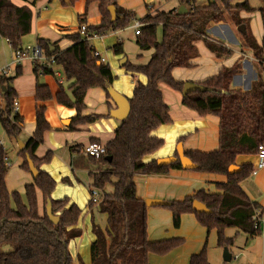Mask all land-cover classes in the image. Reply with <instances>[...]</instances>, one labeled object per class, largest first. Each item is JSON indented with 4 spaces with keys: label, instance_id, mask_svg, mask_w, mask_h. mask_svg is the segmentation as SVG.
Returning a JSON list of instances; mask_svg holds the SVG:
<instances>
[{
    "label": "trees",
    "instance_id": "1",
    "mask_svg": "<svg viewBox=\"0 0 264 264\" xmlns=\"http://www.w3.org/2000/svg\"><path fill=\"white\" fill-rule=\"evenodd\" d=\"M36 3L39 0H30ZM62 5L73 6L77 0H60ZM186 11L178 14L177 9L149 12L140 20L142 24H154L158 27L159 41L155 62L145 65H133L126 62L124 71L135 78L144 77L145 82L135 81L131 97L128 99L130 111L128 117L120 122L114 131V138L105 145V153L99 158L84 156L81 147H76L75 157L70 160L71 169L87 171L90 179L89 195L92 189L100 192L97 211L106 217L104 229L93 223L90 217V230L93 241L89 245L90 264H149L147 256H164L181 246V238H170L149 242L146 237V206L144 200L135 195V176L167 175L170 170L182 169L175 161L166 166H158L156 161L145 158L163 146V139L153 133L162 125L171 123L169 108L163 102L159 85H165L181 94L183 82L172 77L175 68L192 69L198 52L195 43L201 41L216 59H225L231 55L222 42L207 34L212 24L228 18L235 28L243 25L244 33L236 30L241 49L250 51L264 74V46H259L248 28V21L240 17L241 12L254 11L244 0H206L205 6L195 5V0H178ZM98 4L101 20L97 25L87 26L88 33L100 36L122 30L134 19V13L121 8L117 0H85V5ZM113 6L115 18L110 19L107 10ZM264 29V7L258 10ZM28 13L9 4H0V40H5L11 50H21V41L26 34ZM82 21H79V26ZM72 45L64 51L53 49L49 41L36 39V46L45 57L52 58L70 86L60 88L53 97L43 84H36L34 100L43 103L52 98L67 108L75 109L72 126L91 123L98 116L80 115L84 109L83 99L87 90L99 88L106 93L115 79L109 66L93 56L94 49L78 32L69 36ZM121 54L120 44L114 47ZM240 63L223 67L217 75L198 82L202 91H192L181 96V105L199 116L214 115L219 119V146L210 153L184 152L195 164L194 171L227 176L228 168L235 164L239 155H255L257 147L264 144V79L257 73L251 88L242 92L232 87V79L239 73ZM36 78L51 75L52 70L33 63ZM19 74L16 68L14 75ZM14 76V77H15ZM14 77L0 78V125L8 139H17L22 132V119L12 114V105L16 96L9 87ZM4 88V91H2ZM66 91L71 93V98ZM107 95V93H106ZM108 96V95H107ZM50 130L44 118V108L37 106L35 111V131L18 152L22 159L19 168L28 171L27 158L31 160L38 174L32 183L24 186L23 194L9 192L5 177L8 167L5 163V151L0 144V264H73L68 245L81 235L77 226L81 210L69 199L52 200L50 195L55 187L54 180L40 166L48 163L52 152L37 158L35 152L43 142L44 133ZM91 142L98 143L97 140ZM176 156V154H174ZM110 157V161L105 158ZM63 183L68 180L62 179ZM107 187L111 188L106 192ZM220 193L198 190L180 201H171L166 208L172 216V226L177 229L182 214L191 213L198 224L207 231L216 233V246L230 248L233 238H226L225 229L234 228L248 237L261 234L262 207L251 201L237 181L214 185ZM41 193L42 211L39 212L36 191ZM202 203L209 214H198L192 209V202ZM50 203L51 213L58 217L51 224L46 216L45 206ZM87 202V209L93 207ZM8 247V252L2 249ZM77 264H84L77 256ZM188 264H210L206 248L189 258Z\"/></svg>",
    "mask_w": 264,
    "mask_h": 264
},
{
    "label": "crops",
    "instance_id": "2",
    "mask_svg": "<svg viewBox=\"0 0 264 264\" xmlns=\"http://www.w3.org/2000/svg\"><path fill=\"white\" fill-rule=\"evenodd\" d=\"M158 1L160 2V0H156V4H158ZM244 1L254 11L251 13L241 12L240 17L248 21L249 31L256 43L259 46H264V29L258 12L260 8L264 7V0H258L260 5L257 6H251L248 0ZM167 2H163L158 8H162L161 11H168L180 7V5L174 3L163 10ZM0 4H9L27 11L28 24L20 46V49L26 52L27 48L36 46V39L38 38L49 41L53 49L64 51L72 45L69 36L78 32L79 21H82V24L87 27L97 25L101 20L98 4L90 3L86 6L85 0H77L73 6H64L60 0H39L34 4L30 0H0ZM117 4L121 8L134 13L133 22H140L149 12V4L144 5V11L137 10L138 13L141 11L139 16L136 15L135 3H129L127 0H117ZM195 5L205 6L206 0H195ZM149 13L151 14V12ZM133 22L122 30L107 34L89 43L105 59V64L109 66L115 77L112 88L127 99L131 97L134 82L140 80L139 82L144 83L145 79L140 75H136L135 78L130 76V85L120 86L118 78L121 77L122 73L117 68L114 60L110 58L109 51L112 49L114 52V47L120 44L121 56L125 59V63L129 62L133 65H145L155 62L158 58V48L154 46V43L159 41L157 38L158 27L154 24H142L140 22L141 26L138 29H134L132 26ZM127 29L132 30L134 37L121 38L123 32ZM136 32L137 35L135 34ZM207 34L214 40L222 42L227 49L231 50V55L227 59H216L205 48L203 43L198 41L195 43L198 52V58L194 61L196 66L192 69L175 68L172 71V77L183 83H198L214 77L221 68H229L234 63L239 62L241 68L239 73L232 79V87L242 92L248 91L251 88V83L257 78V71L254 68L250 51H244L240 48L239 37L228 23L212 24L207 29ZM13 59L14 53L9 45L5 40H0V68L8 65L11 68H15L10 74L12 77L15 76L16 68L19 71V74L14 77L9 87L14 90L15 100L18 103L17 115L22 119L23 123L22 132L17 139L7 138L11 143L13 142L18 161L11 176L7 175L5 177L6 188L9 192L16 191L19 194H23L24 186L32 183L31 174L19 168L22 159L18 155L20 150L17 147V141L24 146L27 139L34 133L36 107L42 106L44 108V118L50 130L44 133L43 142L37 148L35 156L41 158L46 152H52L51 160L53 162L51 161V166L50 164L40 166V170L47 173L55 182L50 198L52 200H61L66 197L70 203L75 204L82 212L77 224L82 233L80 237L71 240L68 245V251L72 248L69 253L73 264H77L76 257L81 256L79 253L83 252L85 248L89 252V245L94 238L90 233V217H92L93 223H97V226L102 230L106 225V217L98 213L97 205L87 209L90 179L87 176V171L71 169L70 160L76 155L74 152L76 147L82 148L91 140H97L102 145L110 142L114 138V131L119 126L120 121L109 117V111L114 109L115 106L106 93L99 88H92L87 90L85 94L83 99L84 109L80 115L82 117L98 116L99 118L91 123L72 126V119L76 115L75 109L59 105L53 98L43 103H36L34 100L37 83L45 85L53 97L61 87L64 88V82L67 81L60 68L52 65V71L56 72L57 76L49 74L36 78L30 58L22 59L17 67L12 65ZM123 65L119 66L123 67ZM124 75L123 77L129 78L128 73L124 72ZM137 76H140L139 80ZM159 90L163 102L169 108L171 123L162 125L154 131L153 134L163 139L164 144L153 154L147 156L145 161H156L160 158L174 156L175 147L179 142L182 144L184 152L210 153L216 151L219 146V119L214 115L199 116L194 111L185 108L181 105V94L170 90L165 85H159ZM66 94L71 98L69 91H66ZM2 105L1 102L0 107ZM0 144L2 145L1 142ZM5 161L10 163L11 167V162L6 152ZM256 164L255 155H239L235 158L234 164V166L239 168V171L227 176L198 173L194 170L184 169L170 170L167 175L135 176L133 179L135 195L141 200L180 201L201 189L209 193H220L215 189V184L237 181L248 198L262 207L260 219L261 234L256 237H248L234 228L225 229V237L233 238V245L228 248V251L232 260V250H237L235 258L238 264H251L249 255L252 254L255 257H259L261 264H264V168L257 170ZM52 169L53 176L51 175ZM253 169H256L255 175L250 173ZM65 178L68 180L67 183L62 182V179ZM14 180L16 183H12ZM106 192H108L107 189ZM38 194L41 197V193L37 190L36 198L40 212L42 198L41 202H39ZM149 215L156 217L170 215V228H174L170 212L168 214L166 211L159 209L158 206L146 207V224ZM83 230L85 239L82 238ZM175 230L173 232V230L158 224L149 232L146 225V237L149 242L170 238H181L183 240L181 246L171 250L164 256L149 254L147 256L149 264H188L189 258L200 253L203 247L206 248V253L211 248L219 249L218 262L220 263L218 264H227L222 260L221 248L216 246L215 231H207L200 226L193 214H182L179 227ZM91 238L92 241L89 243ZM81 240H83L85 245L83 250L80 245ZM72 252L73 254H71ZM81 260L84 264H90L89 260L87 261L83 258ZM207 260L210 263V259L207 258Z\"/></svg>",
    "mask_w": 264,
    "mask_h": 264
},
{
    "label": "rangeland",
    "instance_id": "3",
    "mask_svg": "<svg viewBox=\"0 0 264 264\" xmlns=\"http://www.w3.org/2000/svg\"><path fill=\"white\" fill-rule=\"evenodd\" d=\"M127 1L129 3H133V4L135 3V5H136L135 6V8H136L135 11L137 13L136 14L137 16L140 15L139 13H141V11H144L145 10V6L144 5H147V4H149L148 9H149V12H151V14H155L156 11L157 12L161 11L162 8H158V6L160 4H162L163 2H167L168 1L166 3V5L164 4L165 6H164L163 10L164 9H167L168 7H170V4L176 3L177 5H179L178 0H165V1L160 0V2L158 1V4H156V0H127ZM248 1H249V4L251 6L260 5V2L258 0H248ZM150 3H153V4H150ZM137 10L138 11L141 10V11L138 13ZM219 23H228V24H230L231 27L233 28V31L235 32V34H237L236 28L233 26V24L230 22V20L228 18H225V20H223L222 22H219ZM248 28H249V26H248ZM237 36H238V34H237ZM125 37H134L132 30H130V29L125 30L123 32L121 38L125 39ZM157 38L159 40V33H158V31H157ZM244 51H248V50L247 49H244ZM121 55H122V53L121 54H116V53H114L112 51V49L109 51L110 58H112V60H114V62L117 64V68H119L120 69V72L122 73V75H120L121 77L118 78L119 85L122 86V87H125L126 84L128 86L130 85L131 79H130V74L128 76L129 78L123 77V76H125L124 75V72H125L124 71V68L122 66H119V63L123 60V56H121ZM225 59H227V58H225ZM253 65H254V68L257 71V73L260 74L262 76V78L264 79V74L261 72V67L258 66V62L254 58H253ZM262 66L264 67V61L262 63ZM140 76L139 77L137 76L138 77V80H139ZM70 84H71L70 82H64V88L69 87ZM1 102L3 104V100L2 99H0V103ZM0 142L2 143V147H3L4 151L7 153V157L9 159V161L11 162V167L8 168V172H7V175L11 176V173L15 169V166H16V163L18 161V158H17V155H16L15 148L13 147V142L11 143L7 139V137L4 134V131L2 130L1 125H0ZM51 161L52 160H50L45 165H49L50 164V166H51V164H52ZM52 168H53V166H52ZM51 173H52L51 175L53 176V169H52ZM12 183H16L15 180ZM107 191L110 192L111 191V188L110 187H107ZM38 201L41 202V197H40L39 194H38ZM158 208L161 209V210L166 211L169 214V211L166 208L159 207V206H158ZM41 211H42V205L40 206V212ZM89 222H91V221H89ZM81 223H83V222H81ZM94 224L97 225V223H95V222H94ZM158 224L163 225L165 228H167L169 230H173V232L176 231L174 228L173 229L170 228V226H171V217H170V215L163 216V217H156V216L149 215L147 217V224L146 225H147V228L149 229V232H151L154 229V227H156ZM90 233H91V230H90ZM82 238H84V239L86 238L85 237L84 230H83ZM91 241H92V238L89 240V243ZM80 245L82 246V250H83V248L85 246L83 240H81ZM9 250L10 249L8 247H5V248L2 249L3 252H8ZM71 251H72V248L69 249V252H71ZM218 252H220L219 249H213V248H211L206 253V255L208 254V257L207 258L210 259V263L211 264H218V263H220V262H218V259H219V256H218L219 253ZM236 252H237V250H235V249L232 250V260L229 263H227V264H238V261L235 258ZM71 254H73V252ZM79 254L81 255V256H79L80 259L83 258L84 260H87V261L89 260V252H88V249L85 248L84 251L83 252H80ZM156 256H158V255H156ZM249 256H250V259H251V264H261L262 263L261 262V259H259V257H255L253 254L252 255H249ZM221 257H222V249H221Z\"/></svg>",
    "mask_w": 264,
    "mask_h": 264
},
{
    "label": "water",
    "instance_id": "4",
    "mask_svg": "<svg viewBox=\"0 0 264 264\" xmlns=\"http://www.w3.org/2000/svg\"><path fill=\"white\" fill-rule=\"evenodd\" d=\"M109 14H110V19L111 21L114 20L115 18V10L113 6H109L107 8ZM186 9L183 6H180L177 9V13L181 14L183 12H185ZM238 32L240 33H244V26L241 25L239 27H237L236 29ZM39 48V47H38ZM40 49V48H39ZM125 63V59H123L119 65H123ZM202 91L203 87L199 84L196 83H191V82H185L183 83V87L181 90V96H184L185 94L192 92V91ZM2 91H4V88H2ZM106 93L108 95V97L111 99V101L113 102L115 108L109 111V117L117 120V121H124L128 115H129V111H130V106L128 103V99L125 98L123 95H121L120 93H118L117 91H115L112 86L108 87L106 89ZM17 147L19 150H21L23 148V144L19 141H17ZM175 154L176 156H170V157H166V158H160L156 160V163L158 166H166L170 163H173L175 161H178L181 168L184 170H194L196 168L195 164H193L185 155H184V151L182 149V144L179 142L176 147H175ZM107 161H110V157H106L105 158ZM27 165H28V171L31 174L32 178H35L38 174L36 168L33 166L31 160H29L27 158ZM239 168H237L234 165H231L228 168V174H234L235 172H238ZM144 204L146 207H151V206H167L169 205V202L166 201H162V200H157V199H145L144 200ZM192 209L198 213V214H209L210 211L200 202L194 200L192 202ZM45 212H46V216L49 220V222L51 224H56L58 221V217L53 215L51 213V206L50 203L47 202L46 206H45ZM222 260L225 263H229L231 260V254L228 251L227 247H223L222 248Z\"/></svg>",
    "mask_w": 264,
    "mask_h": 264
},
{
    "label": "built area",
    "instance_id": "5",
    "mask_svg": "<svg viewBox=\"0 0 264 264\" xmlns=\"http://www.w3.org/2000/svg\"><path fill=\"white\" fill-rule=\"evenodd\" d=\"M132 26L134 29H138L141 26V24L138 21H134L132 23ZM78 33L83 39H85L89 43L92 40L100 39L102 37L96 33H88L87 27L85 24H81L78 27ZM135 34L137 35V32ZM13 53H14V59H13L12 65L15 67L19 65L22 59L28 57L30 58L32 63L38 62V64L41 67L49 68L52 70V65H53L52 58L45 57L37 46L27 48V52L22 51V50H16V51H13ZM93 56L99 58V61L101 63H105V59L102 58L97 51L94 50ZM14 69L15 68H11V66L9 65L3 68H0V78H9L11 76L10 75L11 72L14 71ZM52 75L57 76V73L52 71ZM59 83H61V81H59ZM17 111H18V103L16 100H14L13 105H12V114H17ZM81 152L84 156L99 158L101 155L105 153V145H102L100 143H95V142H89L85 146L82 147ZM255 156L257 159L256 169L257 170L263 169L264 168V144H261L257 147ZM5 163H6V166L9 168L10 163L6 161ZM256 169L251 170L250 173L252 175H255ZM89 199L91 202H93L94 205H97L100 200V192L97 189H92L89 195Z\"/></svg>",
    "mask_w": 264,
    "mask_h": 264
}]
</instances>
